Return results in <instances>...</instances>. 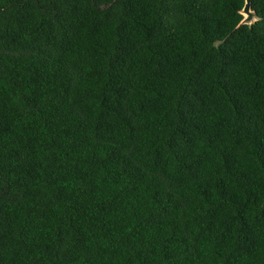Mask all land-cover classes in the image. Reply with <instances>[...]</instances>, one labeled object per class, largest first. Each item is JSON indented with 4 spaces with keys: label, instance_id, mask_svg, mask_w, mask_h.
Wrapping results in <instances>:
<instances>
[{
    "label": "trees",
    "instance_id": "obj_1",
    "mask_svg": "<svg viewBox=\"0 0 264 264\" xmlns=\"http://www.w3.org/2000/svg\"><path fill=\"white\" fill-rule=\"evenodd\" d=\"M244 3L0 0V264H264Z\"/></svg>",
    "mask_w": 264,
    "mask_h": 264
},
{
    "label": "water",
    "instance_id": "obj_2",
    "mask_svg": "<svg viewBox=\"0 0 264 264\" xmlns=\"http://www.w3.org/2000/svg\"><path fill=\"white\" fill-rule=\"evenodd\" d=\"M241 14L243 16V20L240 25L252 26L258 20L256 12L252 9V0H245Z\"/></svg>",
    "mask_w": 264,
    "mask_h": 264
}]
</instances>
